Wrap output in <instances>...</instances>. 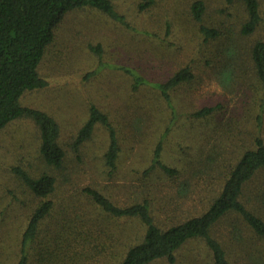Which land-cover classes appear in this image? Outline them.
Listing matches in <instances>:
<instances>
[{
	"label": "rangeland",
	"instance_id": "rangeland-1",
	"mask_svg": "<svg viewBox=\"0 0 264 264\" xmlns=\"http://www.w3.org/2000/svg\"><path fill=\"white\" fill-rule=\"evenodd\" d=\"M147 1L112 0L113 7L125 17L131 29L92 9L69 14L57 29L55 41L40 65L39 73L47 85L27 92L20 100L25 106L46 111L60 128L59 141L66 150L63 166L66 177L59 180L55 189L54 210L61 211V206L70 199L85 205L78 193L86 186L95 187L119 205H127L154 189L156 212L163 218L160 202L166 200V194L172 193L174 188L161 179L160 174L144 181L142 174L165 131L167 110L155 91H131L128 78L114 66L132 67L147 78L165 80L174 71L190 65L197 81L192 88L174 91L173 102L177 109L186 112L221 105L211 120L182 118L176 123L163 141L165 164L185 172L189 169L188 175L194 170L190 164L202 153L207 154V150L218 153L222 162L232 164L251 143L258 92L253 85L252 70L244 62H249L251 42L264 38V0H258L262 18L258 33L251 38L224 40L227 46L236 47L238 63L244 64L227 87L216 75L223 65L215 60V46L203 42L189 15L190 3L194 0H152L147 7L142 6ZM204 1L209 24L229 11L232 14L230 20L217 21L224 22L222 32L227 31L234 15L241 13L235 6L227 7L224 0ZM143 32L151 37L143 36ZM91 44L101 45L102 59L108 62L107 66L99 68L96 55L89 49ZM93 70L99 72L88 77ZM91 103L108 115L118 136V168L112 175L108 174L103 161L108 132L102 125H97L91 137L77 150L73 147ZM15 166L33 175L43 169L38 129L29 118L15 120L0 131V264H15L20 235L38 202L12 172ZM144 184L146 187L142 186ZM83 209L90 210L88 206ZM227 222L218 224L213 233L236 264H264V243L251 237L242 226L238 227L237 239L228 232ZM47 223L49 221L42 226L43 230L48 228ZM118 258L117 254L115 258L95 257L84 264H115ZM153 264L169 263L163 260ZM176 264H211V261L204 245L194 240L182 247Z\"/></svg>",
	"mask_w": 264,
	"mask_h": 264
},
{
	"label": "trees",
	"instance_id": "trees-1",
	"mask_svg": "<svg viewBox=\"0 0 264 264\" xmlns=\"http://www.w3.org/2000/svg\"><path fill=\"white\" fill-rule=\"evenodd\" d=\"M152 2L148 0L142 6L147 7ZM204 2L190 3L189 15L203 42L215 46V60L223 65L216 75L227 87L244 64L238 63L236 47L227 46L224 40L255 36L262 22L260 4L258 0H224L227 7L235 6L241 13H236L227 31L222 32L224 22L217 21L230 20L232 14L224 10L223 18L209 24ZM113 6L112 0H0V131L15 120L31 119L38 129L43 166L37 175L20 166L12 168L38 200L20 235L15 264H84L95 257L115 258L116 254L120 258L115 264H153L163 260L176 264L182 247L194 240L204 245L211 264H236L213 231L218 224L228 221V232L237 239L238 227L242 226L251 237L264 243V38L251 42L249 62H244L254 76L257 113L253 118L251 143L232 164L222 162L218 153L207 150V154L202 153L190 164L194 170L187 175L189 169L185 172L162 160L163 141L177 122L182 118L211 120L221 108V105L203 106L186 112L177 109L173 102L174 91L192 88L197 81L190 65L174 71L165 80L147 78L132 67L114 66L128 78L131 91H155L167 110L165 131L142 174L143 181L160 174V178L174 188L172 193L166 194V200L160 202L163 218L156 212L154 189L127 205H119L95 187L86 186L78 193L85 205L70 199L61 206V211L54 210L55 189L59 180L66 177L63 173L66 150L59 141L60 128L46 111L25 106L20 100L27 92L47 85L39 73L40 65L55 41L57 29L69 14L92 9L131 29ZM142 34L151 37L148 32ZM89 49L96 55L99 68L107 66L100 44H91ZM98 72L93 70L88 77ZM97 125L108 132L103 161L108 174L112 175L118 168V136L108 115L94 103L88 107L87 118L76 134L73 147L77 150L88 140ZM85 206L90 208L89 212L83 209ZM47 221L48 228L43 230Z\"/></svg>",
	"mask_w": 264,
	"mask_h": 264
}]
</instances>
